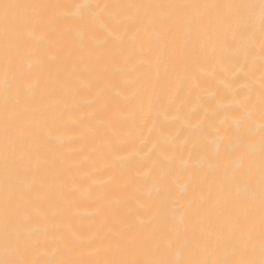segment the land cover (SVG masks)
Returning a JSON list of instances; mask_svg holds the SVG:
<instances>
[{"label":"bare ground","instance_id":"1","mask_svg":"<svg viewBox=\"0 0 264 264\" xmlns=\"http://www.w3.org/2000/svg\"><path fill=\"white\" fill-rule=\"evenodd\" d=\"M262 246L261 0H0V264Z\"/></svg>","mask_w":264,"mask_h":264},{"label":"snow or ice","instance_id":"2","mask_svg":"<svg viewBox=\"0 0 264 264\" xmlns=\"http://www.w3.org/2000/svg\"><path fill=\"white\" fill-rule=\"evenodd\" d=\"M261 8H262V12H264V0H261ZM261 256H262V259L258 262V264H264V246H262ZM7 264H21V262H7ZM156 264H166V262L159 261V262H156ZM237 264H257V262H255V261H240V262H237Z\"/></svg>","mask_w":264,"mask_h":264}]
</instances>
